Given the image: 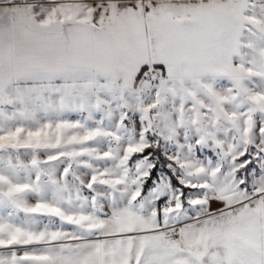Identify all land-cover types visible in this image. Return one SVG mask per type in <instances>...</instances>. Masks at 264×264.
<instances>
[{"label": "snow or ice", "instance_id": "snow-or-ice-1", "mask_svg": "<svg viewBox=\"0 0 264 264\" xmlns=\"http://www.w3.org/2000/svg\"><path fill=\"white\" fill-rule=\"evenodd\" d=\"M0 264H264V0H0Z\"/></svg>", "mask_w": 264, "mask_h": 264}]
</instances>
